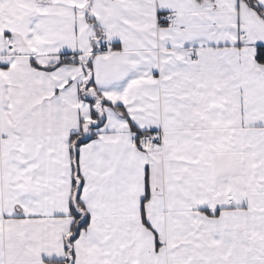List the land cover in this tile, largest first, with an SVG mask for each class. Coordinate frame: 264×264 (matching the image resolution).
<instances>
[{"label":"crops","instance_id":"0c3cea01","mask_svg":"<svg viewBox=\"0 0 264 264\" xmlns=\"http://www.w3.org/2000/svg\"><path fill=\"white\" fill-rule=\"evenodd\" d=\"M262 20L243 0H0V264H62L76 199L67 264H264Z\"/></svg>","mask_w":264,"mask_h":264},{"label":"trees","instance_id":"16d2710c","mask_svg":"<svg viewBox=\"0 0 264 264\" xmlns=\"http://www.w3.org/2000/svg\"><path fill=\"white\" fill-rule=\"evenodd\" d=\"M243 1H245L250 7L257 10L261 15H264V7L262 5H260L257 0H243ZM257 59L259 62L264 63V45L259 47ZM62 60H63V62L64 61L69 62V60H71V62H74L73 59H69V58H65V59L63 58ZM88 67H89V65L86 66V70L88 69ZM90 72H91V70L89 69L87 72L88 74L86 77V79H87L86 84H84V86L82 88V97L85 100L92 101V99H90L89 95L86 94L87 88H89L88 85L92 84ZM92 114L94 117H96L97 112L95 109L92 110ZM93 129L95 130L96 127H93ZM96 134L97 133L92 132L89 137H87V138L84 137V139L81 140V143H85L88 140H91L92 138H94L96 136ZM81 143L79 141V144H81ZM77 202H78V200L76 199L72 205V215L75 218V225L73 227L72 235H71L70 240L68 242V247H67L68 257L64 261H60V263H62V264H67L70 262V256L69 255L74 257V248H73L74 241L78 238V236L80 235V232L84 228L87 227V225L90 221V216L87 213H79L78 212V207L80 205Z\"/></svg>","mask_w":264,"mask_h":264},{"label":"built area","instance_id":"2783aa9c","mask_svg":"<svg viewBox=\"0 0 264 264\" xmlns=\"http://www.w3.org/2000/svg\"><path fill=\"white\" fill-rule=\"evenodd\" d=\"M162 20L171 26L174 23L175 17L167 16L162 18ZM9 49L12 48L9 47ZM130 141L133 146L140 147L144 150H152L162 143L163 133L162 130L149 131L139 135H134Z\"/></svg>","mask_w":264,"mask_h":264},{"label":"rangeland","instance_id":"374dc122","mask_svg":"<svg viewBox=\"0 0 264 264\" xmlns=\"http://www.w3.org/2000/svg\"><path fill=\"white\" fill-rule=\"evenodd\" d=\"M254 29H259V30H264V21L262 20V22L260 23V25L259 26H254L253 27Z\"/></svg>","mask_w":264,"mask_h":264}]
</instances>
